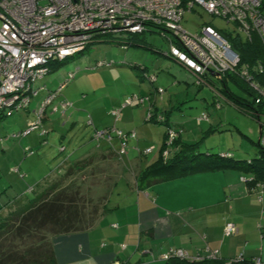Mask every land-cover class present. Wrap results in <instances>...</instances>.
Returning a JSON list of instances; mask_svg holds the SVG:
<instances>
[{
  "label": "rangeland",
  "instance_id": "obj_1",
  "mask_svg": "<svg viewBox=\"0 0 264 264\" xmlns=\"http://www.w3.org/2000/svg\"><path fill=\"white\" fill-rule=\"evenodd\" d=\"M194 10L186 11L183 17L182 26L188 31L196 32L201 25L207 23L212 24L214 27L232 28L220 17L213 16L209 18V15L205 14L200 7H195ZM262 13H264V7H262ZM218 32L226 37L224 33ZM231 33L232 35L236 34L235 32ZM135 34H139L134 39V43H137L136 45H129L128 41H124V45H120L112 38L106 36L97 39L96 42L89 45L84 51L62 62H50L48 64L50 71L42 78H38L31 83L32 88L37 90V94L30 99L29 106L26 109L14 111L11 115L0 113V139L2 140L0 141V204L2 201L7 202L15 196L23 194L26 192L25 190H27L26 188H28L29 184L36 183V179H42L45 173L51 171L52 174L48 178H45L40 186H36V190L32 193L38 194L42 191H50L53 195L61 192L70 193L76 197L82 222H89L92 215L96 219L94 218L91 225L95 224L96 220L103 213L104 200L109 188L122 173V163L118 158L122 153H120L121 143H119L120 148H118L116 155L94 152L87 157H82L90 149L103 150L105 147L110 146V144L112 145L111 141L114 138L112 135L109 138L108 134L112 132V129L102 133L100 136L102 138L100 139L94 137L96 129H94L92 124L87 123L88 119L90 120L91 118L89 115L87 116L90 111L84 99L94 95H97L96 97H102V95L116 97L117 93H119V82H132L128 72L132 73L133 80L138 85L139 90H137V95L144 98L142 102L137 103L134 100L131 105H127L128 107H133L131 109L135 117L139 116V119L136 120L137 122H141L143 125L162 126L148 119L150 112L145 111L143 114L142 108L143 106L144 108L146 107L147 99L145 94H138L140 92H147V89H152L154 84H158L162 87L158 88L164 91L157 92L155 90L156 87L153 89V91H156L153 92V97L155 101L157 100L155 103L158 107L160 105L161 107L164 106L165 111L162 115L165 114L168 118L167 122L172 125V129L181 131L180 135L182 139L180 142L187 141V144H195V141L201 140L198 143L199 145L197 144L199 146L198 149H196L197 147L195 148L200 153L206 152L205 147H207V144H210V146H213V144L216 146L225 144L231 150L239 153V156H241L239 160L245 161H256L262 155L257 146L259 122L256 119V114L253 112L257 107L252 104L253 95L250 88L252 90L254 88L251 85L241 81L237 83L230 78H226L224 81L229 92L248 102L251 107L249 104V106L235 104L222 94L221 97L219 92L215 90H222L224 94L225 92L223 91L222 82L215 76H213L214 83L212 87L207 85V80H204L207 75L200 74L198 75L200 77L198 80L193 75L194 81L192 84L186 85V83L181 82L169 91L168 87L172 84L174 85V83L170 82L171 75L168 74L173 73L176 68L175 66L170 67L171 60L162 54H165L168 50V42L155 30L131 35ZM229 42L231 41L229 40ZM156 58L164 60L166 64L157 63ZM98 62L109 64L107 66H97ZM139 65L146 66L147 68L155 66L152 68H156V71L149 72L150 69L147 71V75L154 77V80L144 77V73L146 72L140 74ZM119 68H126L128 72L124 70V75L121 77L122 74L119 76ZM69 71H75L74 80L62 90L61 95H56L52 103L47 105L44 110V120L41 125L45 131H48L45 136V142L43 144L39 142L34 147L30 146L34 152L25 156L24 147L26 145L22 146V141L24 142L29 138L42 139V136H40L42 135L41 128L22 137H13L12 135L18 134L28 124L35 122L37 110L42 107V101L48 93L57 90L63 80V76ZM254 81L258 82L257 78H254ZM197 85H200V88ZM41 86H44V88L40 89ZM178 89L181 90V94L173 95V92H177ZM214 93H217L218 98L221 97L219 99V109H216L214 104V101L217 100L214 97ZM132 94L136 95V92H132L129 96ZM170 97L172 102L169 101ZM56 98L67 99L69 102L74 101L67 107L61 103L60 99V101H56ZM162 98H165L164 101H161ZM148 101L153 104L151 97H148ZM58 102L60 107L63 108V114L61 113L62 109L60 111L52 110V107L58 105ZM237 106L247 112H241ZM201 111L208 114L209 121L206 122L207 124L203 123L199 127L196 125V121H198L200 115L203 113H200ZM109 113L113 114L112 111ZM224 115L226 116L225 118ZM69 116L73 119L69 120ZM121 118L122 110L119 111L118 119L116 116H113L111 124L119 126L118 128L120 129ZM216 120L221 121L217 122ZM260 121H264V117H261ZM209 124L217 127L213 132L222 134L223 136H211L204 139L206 134H202V131L207 129ZM115 129L117 128L115 127ZM119 129L117 130L119 131ZM120 130H122L121 134L123 135L124 133H134V136L130 137L126 142L125 152L129 151V141L136 138V133L134 130ZM145 133L148 141L159 144L160 138L156 130L151 129ZM115 138L119 140V137ZM103 140L107 142V145L101 144ZM15 145L18 146V150L20 149V153L8 154L10 147ZM61 147H64V149H60ZM81 160L82 162L78 165L74 164ZM17 166L20 169L18 173L15 171ZM13 168L15 169L14 171H12ZM28 169H31L32 175L29 174ZM69 169H71L72 173L66 175V171ZM22 173L23 178L19 176ZM14 179H17L20 186L18 183H14ZM26 194L23 198H31V193ZM26 201L24 200L21 203L23 204ZM11 206V210L16 207L15 204H11ZM8 211L6 208L2 212L6 215ZM52 235L50 232L44 233L46 244L50 243ZM20 245L23 244L21 243Z\"/></svg>",
  "mask_w": 264,
  "mask_h": 264
},
{
  "label": "crops",
  "instance_id": "obj_2",
  "mask_svg": "<svg viewBox=\"0 0 264 264\" xmlns=\"http://www.w3.org/2000/svg\"><path fill=\"white\" fill-rule=\"evenodd\" d=\"M162 54L171 60L170 67L176 68L173 73L168 74L171 75L170 82L174 83L168 87L169 91L181 82L186 85L192 84L194 81L192 72L176 60ZM156 62L166 64L160 58H156ZM152 67L145 66V72L148 73V69L149 72L157 70ZM124 70L127 71L126 68H119V76L124 75ZM128 75L132 82H119V93L116 97L101 94L102 97L94 95L84 99L90 111L87 116H90L94 129L113 126L111 124L113 116L109 112L111 109L120 108L122 110L120 129L134 130L136 138L129 141V151L118 157L122 163V173L109 188L104 200L103 213L95 224L82 231L52 235L50 238L55 264H112L115 261L120 264H171L164 258L170 248L185 249L190 256L202 259L201 261L206 259L208 250H216L214 264H222L225 260L238 258L242 259L241 264L243 262L246 264L255 257L264 261V183L247 185L241 178L248 177L249 174L238 168L225 167L198 170L149 186L137 184L136 177L160 156L164 127L137 122L139 116L135 117L131 109L133 107L123 106L124 98L132 92L137 94L139 90L132 73L128 72ZM213 79V75L207 74L204 80H207V85L212 87ZM197 86L200 88V85ZM155 87L161 86L154 84L152 89L146 90L147 92L138 93L151 97L153 102L152 104L147 100L146 107L142 108L143 114L145 111L154 113L165 111L164 106L158 107L155 103L157 101L153 97ZM177 94H181L180 89L173 92V95ZM59 99L56 98V101ZM164 99L162 98L161 101ZM169 101L172 102L171 97ZM226 112L227 110L225 114ZM71 119L73 118L69 116V120ZM206 122L198 120L196 125L201 127L203 123L207 124ZM216 128L209 124L207 129L202 131V134H206L204 139L223 136L211 131ZM151 129L158 133L159 144L147 140L145 132ZM139 132L141 133L138 135ZM39 142L40 138L39 140L29 138L22 141V146L34 147ZM111 142L112 145L103 150L90 149L82 157L94 152L116 155L120 141L114 138ZM195 142L198 144L201 140ZM101 144L107 145V142L103 140ZM149 147L153 149L144 154V149ZM205 150L206 152L203 153L216 151L217 154L231 153L234 159L241 157L238 152L231 150L225 144L217 146L207 144ZM15 153H20L17 145L8 150L10 155ZM28 171L29 174H33L31 169ZM51 174L52 172L48 171L42 179L38 178L35 180L37 182L33 183H41ZM15 182L18 183L17 179H14ZM33 183L29 184L28 188L33 187L35 185ZM226 222L235 224L237 227L235 234L228 236L224 234L223 227Z\"/></svg>",
  "mask_w": 264,
  "mask_h": 264
},
{
  "label": "built area",
  "instance_id": "obj_3",
  "mask_svg": "<svg viewBox=\"0 0 264 264\" xmlns=\"http://www.w3.org/2000/svg\"><path fill=\"white\" fill-rule=\"evenodd\" d=\"M195 7H200L209 18L216 16L224 19L227 25L232 26L227 30L240 35L245 41L257 38L264 47V0H0V113L11 115L14 111L29 106L30 99L37 94L31 83L49 72V62L81 51L98 35H110L124 43L128 32H139L147 24L166 38L169 48L165 55L189 69L195 78L209 73L221 79L226 72H236L240 56L218 29L207 23L201 25L196 32H191L182 26L186 11H195ZM108 64L98 62L97 66ZM257 69L262 71V67ZM250 70L245 65L237 74L250 81ZM74 76L75 72H68L57 90L48 93L42 101L35 122L12 136H25L38 128L44 134L46 131L41 124L46 106L52 103L64 84ZM144 77L154 80L147 73H144ZM250 84L258 95L256 102L264 103V90ZM162 91L161 88L158 89V92ZM134 100L142 102L144 98L131 95L126 98L123 106ZM61 103L67 107L71 104L65 100H61ZM61 109L63 114L59 102L52 107L53 111ZM119 111V108L113 109L112 113L118 118ZM202 118L204 115L198 120ZM258 122V142L264 148V121L258 119ZM87 123L91 124V120ZM109 129H112L108 133L109 138L112 133L117 135L121 142L120 153H124L126 142L134 133L123 132V135L122 130L118 131L113 126L96 129L94 137L102 138L101 134ZM167 135L168 144L175 137V132L168 129ZM152 149L146 148L143 153H149ZM167 150L163 151L164 156L167 155ZM241 179L245 181L246 177ZM223 230L226 236L233 235L237 232V227L232 222H226ZM208 252V264H214L217 251ZM164 258L191 262L202 260L190 256L182 248H170ZM241 260L229 259L222 264H241ZM112 264L120 263L115 261ZM248 264H264V261L255 257Z\"/></svg>",
  "mask_w": 264,
  "mask_h": 264
},
{
  "label": "trees",
  "instance_id": "obj_4",
  "mask_svg": "<svg viewBox=\"0 0 264 264\" xmlns=\"http://www.w3.org/2000/svg\"><path fill=\"white\" fill-rule=\"evenodd\" d=\"M215 28L218 29V31H220L221 33H224L226 35V38L228 35L227 39L228 41L229 40L231 41L230 42L231 47L240 55L239 65L235 68L236 72H227L226 75H223L220 79L225 94L222 93V90L219 89H216L215 91L221 93L222 95H224V97L234 102L235 104L247 106L249 104L248 102H245L243 101V99L234 96L231 92L227 90L226 83L224 81L226 78H230L231 80L237 83H239L240 81L248 85H251L250 83H253L258 87H260L262 90H264V47H262V45L260 44L257 38H254L252 41L249 42L241 38L240 35H236V34L232 35V33L227 30L228 27L221 28L215 26ZM151 30H155V29L148 28L147 31H151ZM157 32L161 35L160 31ZM143 33L144 32L140 34ZM138 35L139 34L127 36L125 38V41L126 42L128 41L129 45H136L137 43L136 44L134 43V39L135 37H138ZM106 36L112 38L117 44L124 45L122 40H120L119 38H115L110 35H98L96 39L93 40V42L88 43L85 47H83L81 51L76 52L68 57H65L64 59L56 60V62L57 61L62 62L67 58L72 57L77 53L84 51L89 45L96 42L97 39ZM162 37L166 39L164 36ZM245 65H248L249 68L251 69L250 72L252 74V79L250 81L241 78L237 74L239 70ZM257 67H262V71L259 72ZM138 68L143 73L145 72V66L139 65ZM69 72H75V71H69ZM67 74L68 73H66L63 79L67 77ZM74 78L75 76L68 83H65L63 88L57 93V95L60 94L65 87H67L70 83H72ZM254 78H257L258 82H255ZM158 89L160 88L158 87L155 88L157 92ZM155 90L154 92H156ZM250 90L253 95L252 104H254L257 107L254 109L253 112L256 114V119L258 121V119L261 120V117H264V103H260V102L257 103L256 102V99L258 98L257 93L251 88ZM136 96L138 98H143L142 96H138L137 94ZM127 97H129V95H127L124 98V101L126 100ZM145 97L148 100L149 96H145ZM214 97H216L217 99L216 101H214L215 107L219 108L220 107V104L218 102L219 99L215 94ZM63 100L69 102V100L67 99H63ZM135 102L138 103V101ZM70 103L72 104V102ZM237 108L241 112H247L238 106ZM249 114H253V113H249ZM112 115L115 117L114 114ZM149 115H150V117L148 118L149 120L154 121L156 124H161L164 127V137L160 149L159 158L154 163H152L142 174H140V176L136 177V182L139 186L143 184L146 186L157 184L177 176H181L187 173H193L198 170H204V169L214 170L225 167L238 168L243 172L249 174V176L246 177L245 180L247 185L252 186L257 183H264V148L260 146L258 141H257V146L262 155H260L256 159V161H252V160L245 161V160L234 159L232 158L233 156L231 153H222V154L200 153L195 150L197 146L196 142L195 144H190V145H188L187 143L180 142V131H178L177 129L176 130L172 129V125L169 122H167L168 118L165 116V114L162 115V113H154L152 111L150 112ZM202 115H204V118L200 119V121L209 120L208 114L206 112H203L200 115V117ZM159 117H161V119H159ZM0 118H1V114H0ZM43 120L44 119H42V122ZM111 127H105L103 129L111 128ZM116 128L119 129L118 127ZM168 129H172L173 132H175V137L170 141V143L167 144L169 140V136L167 135ZM97 130H101V129H97ZM47 133L48 131L40 135L42 136V139H40L41 144L45 142L46 140L45 136L47 135ZM111 135L114 138L117 137V135H115L114 133H112ZM0 141L2 140L0 139ZM25 147H24L25 156H28L34 152L32 147L30 146H25ZM165 148L168 149L167 150L168 153L166 156L163 155V151L165 150ZM60 149H64V147H61ZM81 162L82 160L77 161L74 164L78 165ZM14 170L15 169L13 168L12 171ZM70 170L71 169L66 171V175H70L72 173V171ZM15 171H17V173L20 171L19 166L16 167ZM22 175L23 173L19 174L21 178H23ZM41 183H37L35 184V186L29 187L30 188L29 191H28L29 188H27L26 192L23 191L25 194L23 193L17 195L12 200H8L7 202L4 201H2L3 203L1 202L0 204V264H55L56 261H55V255L52 244L51 243L46 244L44 233L50 232L53 235L67 234L71 232L82 231L93 226L91 224L93 223L95 217H93L92 215L89 222L87 223L82 222L78 210V204L76 202L77 201L76 197H74L72 194L61 192L53 195V193L50 191H42L38 194L32 193L33 191L36 190V186H40ZM26 193H31V198H26V197L23 198L24 196L27 195ZM21 200L23 201L27 200V201L22 204L21 202L23 201ZM11 204H15L16 206L12 210H11L12 208ZM6 208L9 211L6 215H4L2 211H4ZM21 243L23 245H20ZM168 261L171 264H208L209 263V260L207 259H204L203 261H199V262H191L185 259L171 258ZM247 262L249 263V260Z\"/></svg>",
  "mask_w": 264,
  "mask_h": 264
},
{
  "label": "bare ground",
  "instance_id": "obj_5",
  "mask_svg": "<svg viewBox=\"0 0 264 264\" xmlns=\"http://www.w3.org/2000/svg\"><path fill=\"white\" fill-rule=\"evenodd\" d=\"M148 28H151L149 24L145 25L144 28H143L141 31H139V32H136V31L128 32V35H126V37H127V36H130L131 34H134V33H142V32H144V31H147ZM196 78H199V77L197 76ZM199 79H200V78H199Z\"/></svg>",
  "mask_w": 264,
  "mask_h": 264
}]
</instances>
